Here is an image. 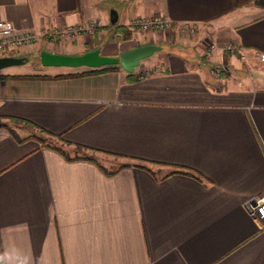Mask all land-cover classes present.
<instances>
[{
  "label": "crops",
  "instance_id": "crops-1",
  "mask_svg": "<svg viewBox=\"0 0 264 264\" xmlns=\"http://www.w3.org/2000/svg\"><path fill=\"white\" fill-rule=\"evenodd\" d=\"M155 14L177 33L194 24L196 36L162 41L166 50L132 72L0 70V261L264 264L256 214L264 199V61L256 54L264 51V6L0 0V19L18 28L94 25L74 41L40 39L24 54L98 47L118 55L146 44L131 22ZM201 41L218 47L206 53ZM228 41L239 49H225ZM47 136L114 160L75 155Z\"/></svg>",
  "mask_w": 264,
  "mask_h": 264
},
{
  "label": "built area",
  "instance_id": "built-area-1",
  "mask_svg": "<svg viewBox=\"0 0 264 264\" xmlns=\"http://www.w3.org/2000/svg\"><path fill=\"white\" fill-rule=\"evenodd\" d=\"M131 26L143 32L151 30H167L172 28L173 21L164 14H155L146 17H137L131 22ZM195 26L189 22L180 24L182 32L195 31ZM93 24H69L64 27H56L51 30L34 31L28 28H18L10 20L0 19V56L17 55L22 50L33 46L40 39H47L48 42L55 43L58 40H72L82 33L92 32ZM218 47V43L214 41L208 42V52ZM224 48L234 52L239 46L228 41L224 44ZM258 57L264 61V51L256 53ZM217 71V69H214ZM256 214L262 224H264V199L256 207Z\"/></svg>",
  "mask_w": 264,
  "mask_h": 264
},
{
  "label": "water",
  "instance_id": "water-1",
  "mask_svg": "<svg viewBox=\"0 0 264 264\" xmlns=\"http://www.w3.org/2000/svg\"><path fill=\"white\" fill-rule=\"evenodd\" d=\"M117 20V12L112 11L111 21L116 23ZM160 48L161 46L156 43H146L124 50L118 55L104 54L98 47L79 54L60 53L43 49L40 51V61L45 66H86L99 68L120 65L125 70L132 72L140 64L142 59L152 55ZM28 59V56L23 55L0 56V70L9 66L23 64Z\"/></svg>",
  "mask_w": 264,
  "mask_h": 264
},
{
  "label": "rangeland",
  "instance_id": "rangeland-1",
  "mask_svg": "<svg viewBox=\"0 0 264 264\" xmlns=\"http://www.w3.org/2000/svg\"><path fill=\"white\" fill-rule=\"evenodd\" d=\"M133 29H135V28H133ZM135 30H138V29H135ZM138 31H140V30H138ZM196 31H197V29H195V31L193 33H191V32L187 33V32H182V30H180V32L177 33V32H175L173 30V28H170V29H167V30H151V31H148V32H143V31H140V32L143 34V41H142L143 43H160L158 45H160L161 48L154 52V53H156V52H159L161 50H166V45H164V43L162 41L169 40V41H172V42H179V43L180 42H184L183 39H182V36L183 37L184 36H188V37H190V39H192L194 36H196ZM75 39H76V37L74 39H72V41H74ZM58 42H65L66 43V42H69V40H64V41L58 40L55 43H58ZM201 42H202V45L204 46L203 48H205V52L209 53L208 52L209 51L208 50V42H206V41L205 42L201 41ZM17 55L28 56L29 59H28V61H26L23 64L14 65L16 67H12V68H21V69H24L26 71H31V72L39 71L40 69H43V68H47V69L53 70V71H59V70L63 71V70H79L81 68H85L86 67V66L70 67V66H45V65H42V63L40 61V50H32L31 52H29L27 54L26 53L24 54V53L20 52ZM108 55H110V54H108ZM147 70H149V69L146 68V71ZM215 73L218 76L221 73L223 75L227 74V72H225L223 70L222 71H216ZM46 139L50 143L61 144L66 150H69V152H72L75 155L77 153L89 154L91 156L96 157L101 162H106L107 159L114 160L113 157H111V156H107V155H104V154H99V153H96V152L87 151L85 149H77L75 146L69 145V144H67L65 142H61L60 143V140H58V139L56 140V138L51 137V136H47Z\"/></svg>",
  "mask_w": 264,
  "mask_h": 264
},
{
  "label": "trees",
  "instance_id": "trees-1",
  "mask_svg": "<svg viewBox=\"0 0 264 264\" xmlns=\"http://www.w3.org/2000/svg\"><path fill=\"white\" fill-rule=\"evenodd\" d=\"M253 2L256 4V5H259V6H264V0H253ZM116 66V65H114ZM109 67H112V66H104L102 68H95V69H91L87 72H97V71H100V70H103V69H106V68H109ZM215 68L218 70V71H222L221 69H219L218 67L215 66ZM222 75V73L220 74ZM26 76H29V77H39L40 75L39 74H31V75H26ZM56 76H59V75H56ZM13 121L15 122H18V121H24V120H20L18 118H13ZM42 131H45L44 129H42ZM60 138V137H59ZM43 144H47V145H50L48 143H45L44 141L42 142ZM68 143V142H67ZM75 147L77 149H84L83 146L81 145H75ZM58 149L61 150L62 152L65 151V149L62 147V146H58ZM125 166V165H124ZM107 173H114V171H107ZM0 264H5L4 261H0Z\"/></svg>",
  "mask_w": 264,
  "mask_h": 264
}]
</instances>
